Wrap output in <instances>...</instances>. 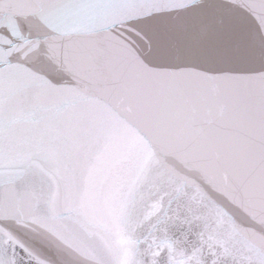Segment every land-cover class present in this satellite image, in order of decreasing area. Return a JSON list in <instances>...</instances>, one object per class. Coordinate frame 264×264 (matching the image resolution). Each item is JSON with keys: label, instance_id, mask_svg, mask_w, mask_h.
I'll use <instances>...</instances> for the list:
<instances>
[{"label": "snow or ice", "instance_id": "1", "mask_svg": "<svg viewBox=\"0 0 264 264\" xmlns=\"http://www.w3.org/2000/svg\"><path fill=\"white\" fill-rule=\"evenodd\" d=\"M0 264H264V0H0Z\"/></svg>", "mask_w": 264, "mask_h": 264}, {"label": "water", "instance_id": "2", "mask_svg": "<svg viewBox=\"0 0 264 264\" xmlns=\"http://www.w3.org/2000/svg\"><path fill=\"white\" fill-rule=\"evenodd\" d=\"M110 240L113 243V245H115L117 247H121L124 244V237L122 235V232H121L119 226L115 223L112 224V229H111V233H110ZM191 240H192L191 236H189L187 240H184L181 237V243L179 246L182 248H187L190 246Z\"/></svg>", "mask_w": 264, "mask_h": 264}]
</instances>
